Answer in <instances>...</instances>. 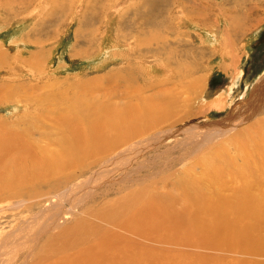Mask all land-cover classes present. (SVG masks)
<instances>
[{
    "label": "rangeland",
    "instance_id": "rangeland-1",
    "mask_svg": "<svg viewBox=\"0 0 264 264\" xmlns=\"http://www.w3.org/2000/svg\"><path fill=\"white\" fill-rule=\"evenodd\" d=\"M116 111L134 131L130 142L88 158L75 148L79 158L70 154L76 162L56 178L36 177L43 152L70 161L46 139L37 152L18 138L17 151L0 160L8 178L0 185L19 173L25 180L0 195V264H55L63 233L78 225L86 238L77 249L101 237L109 264H184L197 254L194 264L264 263L238 252L233 227L213 245L212 234L187 242L181 233L191 230L183 185L207 169L219 178L201 182L206 194L231 199L229 187L254 186L233 159L241 143L264 152V0H0V136L16 140L30 129L32 140L43 131L55 143L72 141L73 124ZM227 156L237 165L231 179L223 178ZM150 200L165 207L144 212L158 216L147 226L151 218L138 213ZM257 221L264 236V217Z\"/></svg>",
    "mask_w": 264,
    "mask_h": 264
},
{
    "label": "bare ground",
    "instance_id": "bare-ground-1",
    "mask_svg": "<svg viewBox=\"0 0 264 264\" xmlns=\"http://www.w3.org/2000/svg\"><path fill=\"white\" fill-rule=\"evenodd\" d=\"M84 107L86 108L85 105H84ZM148 110H150V109H148ZM146 111H147V109H146ZM109 115H111V114H109ZM107 117H109V116H107ZM107 117H103L102 120L95 118L93 120L94 123L93 122L86 123L87 127H83L82 126L83 124H81V123H79V124L77 123L75 125L72 123L73 121L71 120V123L73 124L72 129H71V140L72 141L64 140V141H59V142L55 143L53 141V139H50V134L49 133L46 134V132H43V131L41 132V134H38L37 139L32 140L31 139L32 138V132L30 129H27L25 134H23V133L22 134H16V135L14 134V138L16 140H13V138H5V137L0 136V160L2 158L6 157L5 154L10 152V150H13L15 152L17 151L16 150L17 147L20 146V140H18V138L19 139L21 138V142H22L21 144L29 147L30 149L32 147L33 149H35V151L37 150V152L45 151V148L41 147L40 141L43 139H46L45 140V141H47V143H45L46 148H48V147L52 148L53 146H54V148L57 147L58 148L57 151H61L62 153L67 154L68 156L74 151L75 148H76V150L77 149L79 150L78 152L81 153V155L83 154L82 153L83 151L85 152L86 155L87 154L88 155H90V154H92V155L98 154L99 155V153H97V152H101L102 150H105V148H107L108 150L111 149L112 147L115 148L118 144H120L124 141H127L129 138H131L133 136L132 133L134 132V131L132 132V127H130V126L127 127V125L129 123L126 122L127 124H125V125L121 123V121L119 120L120 119L119 111H116V114L113 115L112 118H107ZM72 118L73 117H71V119ZM133 118H134V116H133ZM146 119H148V118H146ZM133 121H136V120H133ZM67 122H69V118H68V116L67 117L65 116V119L64 118L62 119V123L60 125H63ZM95 122L101 123V124L96 127ZM135 123H137V122H135ZM63 127H64V125H63ZM68 128H70V127H68ZM251 129H252V133L255 132L253 125H252ZM127 134H129V135L127 136ZM126 137H127V139H126ZM103 138H105V139L103 140ZM99 141H102V143H101L99 149L96 150L97 146L95 144ZM241 146L242 147H240L239 151L236 152V154H235L236 158L233 160L238 161L240 163L238 166H241V165L245 166L243 168L244 170L243 169L241 170L242 171V173L240 175L241 181L249 180L254 184V186H251L248 188V187L242 185L244 190L241 192L238 191L236 188L229 187L228 191L230 193V196L233 197L231 199H228V196H226L223 199L222 197H224V195L220 194V193L212 192L210 194H206L203 191H201L202 187H203V184L201 182L204 180V182H206L205 187L207 188L210 186L212 181L217 180L219 178L218 169H216V173L213 171L211 172V170L209 172V170L207 169L206 172L203 173L204 175L202 176V179L200 182H192L190 185L188 183H186V185H183V189L186 191L188 196H187V198L181 199V204H182L181 210L183 213H185L187 216L190 217V218H187L188 219V221H187L188 226L187 227H191V230H181V233L184 234V233L188 232L191 235V236H184V239H186L187 242H194L200 236H202L205 233L212 234V236H209V237L211 238V244L213 245V244H217L218 240H220V239H229L230 235H231V231H228V232H224V231L230 230V228L233 227V229L236 231V233L239 234V235H236V237L234 239V242L240 243V246L238 248V252L247 254L246 256H258L259 257V256H264V236L259 235V232L262 231L263 229L262 230L259 229L258 221H257L258 217L259 218L264 217V183L260 180L261 174L264 175V168H261V163H263V160H264V152L251 151L248 148V144L241 143ZM255 149L259 150L260 148H255ZM78 154H76V155H78ZM71 155L73 157L76 156L73 154H71ZM88 155L86 156V158H88ZM12 158H14V157H12ZM24 158H25V154H24ZM75 158H79V156H77ZM56 159H57L56 156H52V155L48 154V151L43 152V156L41 157V160H40L41 164H43V169L39 165L41 167V173H39V175L36 176L38 181L43 177H44L43 180L48 179L50 177L56 178L55 175H58L59 171H64V169L67 167V165L69 163H71L73 161L76 162L75 161L76 159L74 160L71 156H69L70 161H65V160H67V157L64 159V161L59 160L57 162ZM233 160L228 157L224 161L226 168L229 169L228 172L223 170V178L224 179H227L228 177L231 179V177H230V175L232 174L231 172L232 171L234 172L235 166H237L236 164L233 163ZM26 161H28V159ZM18 162H19V159H17L15 161V163H18ZM59 162L61 164H58ZM2 163H4V162H2ZM22 163H23V161L18 163L17 166H19ZM37 167H38V165H37ZM0 168L3 169L4 167H2L0 165ZM31 169H33V168H31ZM6 170H7V168L5 169V171ZM24 170L29 171V170H26L25 167H24ZM249 170L251 172H249ZM65 171H67V169H65ZM4 172L2 174H0V183H1V181H4L2 179H5V181H6V178H7L6 175L7 174ZM24 174H25V172H24ZM19 175H21V174L19 173ZM33 175H34V173H33ZM18 176H17V178H18ZM17 178L9 185V187L13 186V188H14V186H15L18 188V186L22 185V183L25 181V180L21 181L20 177H19L20 179H17ZM34 178L35 177L33 176V179ZM235 180L237 183H239L237 181V178ZM260 186H261V188H260ZM9 187L6 185L5 186L0 185V195H2V194L8 195ZM11 192H12V190H11ZM154 202H156V200L155 201H151V200L146 201V204H145V202H143V205L141 208L142 209L141 211H143V212L138 213V216L143 214L145 218L150 217V216H147L145 213H146V211H151L150 208L159 206V205L154 204ZM237 202L239 203V205L243 209H240V206L237 204ZM157 203H159V202H157ZM258 203H260V205H261L260 211L255 209V207L258 205ZM163 206L164 205L159 206L158 210L161 211ZM147 208H148V210H147ZM158 210H157V212H158ZM99 215H100V217H106V218L111 217V216L102 214L101 212ZM178 215H179V213H178ZM172 216H174V215H172ZM155 217L156 218L158 217L156 213L151 214V217H150L151 219L147 220V218H146V221H143V224H147V226H148V223L153 221L152 219H154V221L156 220ZM170 218L171 217H169V219ZM190 219H193L192 223H191V221L189 222ZM166 220H168V219H166ZM154 221L151 223H154ZM170 221H171V219H170ZM81 227H82L81 225H78V226H72V227L66 228L67 231L63 233L64 237L62 236L63 237L62 244L60 246L56 247V251L60 255L59 256L60 258H57V259H60V260L58 262H56V263L54 262V263L55 264H109V259L111 257H109V255L107 256V254L102 252L101 251L102 249L101 250L99 249L100 248L99 246H101L102 242H104L106 244L105 240L101 239V237H99L100 239L97 238L93 241L91 239H89L87 241V243L85 244V246L78 247V249H77L75 244L77 243V245L79 246L80 242L86 238V237H83L84 234L80 233ZM184 227H186V226H184ZM127 228H128V230L132 229L131 226L130 227L128 226ZM160 229H162V228H160ZM87 230H90V229L86 227V231ZM67 234H69L70 238L65 236ZM60 238H61V236H60ZM63 242L65 243V247L62 248ZM232 245H233V242H232ZM231 247L232 246L226 245L225 248H226V250H230ZM65 249H69V250L68 251H62ZM123 254H124L123 251L117 252L116 257L120 258ZM56 257H58V256H56ZM194 257H200V256L198 254L195 256H192L190 258V261L184 262V264H194V261L201 260L199 258L192 259ZM244 262H245V264H247L245 260H244ZM257 262H259V261H257ZM262 262H260V263H262ZM227 263H228V261H227ZM120 264H122V263H120ZM124 264H126V263H124ZM198 264H209V262L206 260V262L198 263ZM262 264H264V263H262Z\"/></svg>",
    "mask_w": 264,
    "mask_h": 264
}]
</instances>
